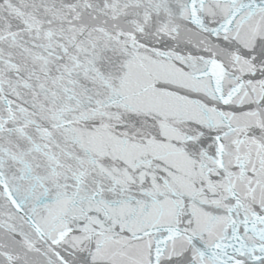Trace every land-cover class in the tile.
<instances>
[{
  "label": "snow or ice",
  "instance_id": "6c2138e0",
  "mask_svg": "<svg viewBox=\"0 0 264 264\" xmlns=\"http://www.w3.org/2000/svg\"><path fill=\"white\" fill-rule=\"evenodd\" d=\"M0 264H264V0H0Z\"/></svg>",
  "mask_w": 264,
  "mask_h": 264
}]
</instances>
